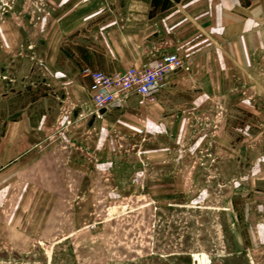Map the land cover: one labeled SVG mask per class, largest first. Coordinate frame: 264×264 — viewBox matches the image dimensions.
<instances>
[{
	"label": "rangeland",
	"instance_id": "obj_1",
	"mask_svg": "<svg viewBox=\"0 0 264 264\" xmlns=\"http://www.w3.org/2000/svg\"><path fill=\"white\" fill-rule=\"evenodd\" d=\"M167 4L0 0L2 117L18 116L23 87L26 102L43 99L35 116L55 119L30 155L0 169V264H264V72L196 79L218 92L195 88L193 107L178 108L188 95L164 92L166 77L143 104L96 112L90 101L83 69L137 67H94L102 42L113 49L129 32L105 24L113 9ZM171 53L184 61L174 72L190 67ZM161 93L167 123L152 125ZM50 148L56 175L37 163Z\"/></svg>",
	"mask_w": 264,
	"mask_h": 264
},
{
	"label": "crops",
	"instance_id": "obj_2",
	"mask_svg": "<svg viewBox=\"0 0 264 264\" xmlns=\"http://www.w3.org/2000/svg\"><path fill=\"white\" fill-rule=\"evenodd\" d=\"M167 1L164 9H113V18L106 20L105 24L120 23L122 29L129 31L125 35L121 33V42L112 40L114 48L119 43L124 48L120 47L118 51L109 46L106 48L108 43L103 41V57L94 67L112 72L128 65L138 67L166 53L177 52L191 63L189 68L178 71L180 73L174 72L177 73L175 76L173 73L166 75L167 89L164 92L169 95H188L186 100L178 104V108L197 104L194 101L195 88H200L204 94L218 92L216 83L201 85L196 79L220 77L225 78L227 84V79L234 76L231 72L240 73L241 76L247 71L264 72V0ZM133 31L140 32L142 40L139 43L142 47L136 43L138 33ZM87 61L89 63L88 58ZM56 74L67 78L65 71H57ZM71 75L75 78L73 73ZM84 78L89 84V78ZM72 83L68 86L71 91L73 88L81 89V84L76 83L75 86ZM26 90L22 87L16 93L17 100L22 104L18 116L11 119L2 117L4 109L9 107L11 92L8 88L5 90L4 85L0 88V169L30 155L33 145L43 136L39 130L41 126H52L55 121L54 115L35 116L43 99L26 102ZM164 96L165 93L159 94L160 102L149 107L154 115L150 118L152 125L167 123V118L159 115L160 112L161 115L164 113ZM174 123L177 121L174 120ZM39 159L41 162L38 161V165L48 169L49 174L53 172L56 175L57 151L50 148ZM35 173L40 174L37 170Z\"/></svg>",
	"mask_w": 264,
	"mask_h": 264
},
{
	"label": "built area",
	"instance_id": "obj_3",
	"mask_svg": "<svg viewBox=\"0 0 264 264\" xmlns=\"http://www.w3.org/2000/svg\"><path fill=\"white\" fill-rule=\"evenodd\" d=\"M184 61L176 54H166L154 64L128 67L114 73L83 69L89 78L88 94L95 111H109L114 105H121L131 97L143 104L151 97L154 88L165 85L167 74L183 67Z\"/></svg>",
	"mask_w": 264,
	"mask_h": 264
}]
</instances>
